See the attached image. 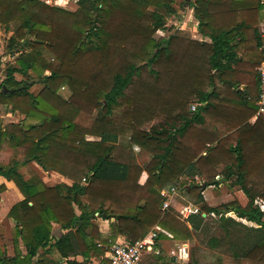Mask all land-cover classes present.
Masks as SVG:
<instances>
[{
  "label": "trees",
  "instance_id": "obj_1",
  "mask_svg": "<svg viewBox=\"0 0 264 264\" xmlns=\"http://www.w3.org/2000/svg\"><path fill=\"white\" fill-rule=\"evenodd\" d=\"M173 1L79 0L72 12L43 0H0V27L13 30L9 49L20 52L0 81V105L23 115L6 125L0 116V149L13 146L25 155L12 165L0 163V175L24 196L9 213L16 221L15 244L20 239L26 250L16 246L12 256L0 252V264H49L35 261L40 248L63 256L101 255L107 247L96 239L109 246L123 233L135 241L156 223L175 236H191L209 226L212 212L219 215L215 222L223 235L211 234L207 245H228L234 257L264 264V210L256 203L264 201V131L243 151L254 130L248 120L257 110L256 100L245 94L259 92L264 1L188 0L198 30L209 40L179 34L155 38L158 29H166L167 17L176 14ZM29 70L44 83L38 93L15 76ZM242 84L239 100L219 95L220 85L239 89ZM65 85L73 91L68 100L58 93ZM154 116L160 120L145 129ZM219 118H224L220 125ZM135 145L149 150L148 163L137 162ZM31 161L73 182L49 185L36 174L24 178L19 166ZM144 170L148 179L140 184ZM196 173L207 185L217 184L221 174L244 191L246 205L203 203L207 216L192 214L185 221L173 209L164 211L155 185ZM198 187L202 202L203 186ZM82 195H88V203ZM230 210L255 225L225 215ZM92 217L114 218L111 235L103 237ZM53 222L65 230L59 237L52 234ZM238 226L246 230L243 236L235 235ZM188 264H199L195 254Z\"/></svg>",
  "mask_w": 264,
  "mask_h": 264
},
{
  "label": "rangeland",
  "instance_id": "obj_2",
  "mask_svg": "<svg viewBox=\"0 0 264 264\" xmlns=\"http://www.w3.org/2000/svg\"><path fill=\"white\" fill-rule=\"evenodd\" d=\"M43 1L47 2L50 5L58 6L66 10H70L72 12H75L80 6L79 0H43ZM172 7L176 11V14H173L167 17L166 29H158L155 33V38H160V37L168 38L172 34H179L183 38H196V35L195 36L193 35L194 34L193 26L195 25V22L191 20V18L193 19L194 12L191 13V11L189 12L187 9L189 7V1L188 0H174L172 3ZM182 10L184 11L180 12ZM182 20H186V23L183 24V26H181ZM259 28L262 34L264 35V20L260 22ZM12 34H13V30H8L5 27H0V81L5 78L8 67L11 66V64H16L18 58L20 57V52H18L17 50L12 53L10 52L9 39L12 36ZM24 50L30 51V48L27 47ZM15 76L17 79L23 78V79L28 80L31 85L30 90H32L35 93L40 92L42 88H44V83L41 81H37V75L31 70H29V75H22L20 73H16ZM223 86L225 88H222ZM218 91H219L220 96H225V97H229V96H232L233 94L234 95L237 94V93H234L231 87L228 88V86H225V85H220L218 87ZM58 93L60 97L68 100L69 98H72L73 91L68 85H65L59 89ZM193 105H196V104L194 103L192 104V106ZM74 109H72V111H74ZM0 116L2 119L3 125H6L7 123L13 122V121L20 122L23 118V115L20 114L19 112L10 113L9 111H7L4 105H0ZM113 118L114 119L118 118V115L115 114ZM159 120H160L159 117L154 116L151 122L145 123L143 127L145 129L147 128L149 129L151 124H156ZM106 128H109V127H106ZM111 128L112 130L115 129L114 127H111ZM120 135H124V132L123 131L120 132ZM86 138L90 140H94V138H99V136L87 134ZM123 138L127 139V136L126 137L123 136ZM111 143L112 142L110 141V142H107L106 144H111ZM134 151H135V158L139 164L144 165L151 160V153L149 152L148 149L141 147L140 145H137V146H134ZM24 158H25V155L16 151V149H14L13 146H8V147L0 149V163L1 164L12 165V163L16 161H22ZM63 168L67 169L69 168V165ZM19 171L24 175V178H27V179L30 178L33 174H36L39 176L40 174L45 175V173L42 171V168L39 166V164L33 161L29 162L28 165H20ZM46 171H50L51 173V171H56V170H46ZM180 176H182V174H180ZM189 177L191 176L186 175L185 178H182V180L177 179L176 182L174 180L167 181L164 185L160 187L155 185V189L156 191L159 192V194L163 189L168 190L172 187L176 189V197H175L176 200L175 199L172 200L169 209L175 210L177 216L180 219H182L183 216H181V214L179 213L178 207H181L182 203L183 204L184 203H194L201 207L203 203L216 205V204H219L221 202H224V201H227L233 198H235L234 200H238L242 205H246L247 203L246 202L247 199L241 196L239 194L240 192L237 194L235 193L236 190H241V189H239L235 185H232L230 182L221 180L220 177H218L219 180L217 181V184H214V182H211L210 185H207L206 181H203L204 179L202 177H199V178L201 182L203 183L197 181L196 178L191 179ZM2 180L3 179L0 178V183L2 182ZM204 183H205V186L208 187L206 196H208L209 198L205 199V196L202 194L204 201L198 202L197 194L200 192V187L198 186H204L203 185ZM231 194L232 196H230ZM88 198H87V201L89 202ZM15 202L18 203L19 201H17V197L14 194V190L9 188L6 185L4 189H2L0 192V252H4L6 255L13 254L14 252L13 241L17 239L16 221L9 213L10 209L16 204ZM256 203L257 204L259 203V205L262 204L264 206L263 200L261 198H258ZM162 206H163V201H162L161 208ZM226 215L234 216L237 220H239L240 222H243L246 225H255L254 223L247 221L245 218L237 217L235 213L231 210L227 212ZM210 216L212 217H207V222L209 223V226H207L205 230L200 231V232L192 231L191 236H187L184 233L178 236L174 235L175 239H181V240L188 241V242L191 241L190 242L191 243L190 245L192 247L191 259H192V254H195L196 257L199 259V264H260L250 259L234 257L232 253L227 250L228 245H224V247L210 248L206 243V239L211 234H214V233L218 236L223 235V230L220 229V227L215 222V220L219 218L218 215L216 216L210 215ZM182 220L185 221L186 218ZM238 228L241 231H235V235L237 234L239 236H243V233H244L242 232L244 230L243 226H238ZM235 235L232 236L233 239H231L230 241L233 242V240H235ZM19 241L21 240L19 239ZM22 249L24 250V246L22 247ZM55 259L57 258L55 257Z\"/></svg>",
  "mask_w": 264,
  "mask_h": 264
},
{
  "label": "crops",
  "instance_id": "obj_3",
  "mask_svg": "<svg viewBox=\"0 0 264 264\" xmlns=\"http://www.w3.org/2000/svg\"><path fill=\"white\" fill-rule=\"evenodd\" d=\"M191 8L192 7L189 5V7L187 9L189 12L191 11V13H192V12H194V9L193 8L191 9ZM183 11L184 10H182L180 12H183ZM189 15H191V14H189ZM191 20H193L195 22V25L193 26V29H194L193 35L194 36L196 35V38H193V39L209 40L208 37H204L201 34V32L198 30V28L196 26L197 19H196L195 15H193V19L191 18ZM185 23H186V20H182L181 26H183V24H185ZM258 85H259V83H258ZM222 88H225V87L223 86ZM258 88H259V86H258ZM231 89H233L234 93H237V94H235V95L233 94L232 96H229V97L239 100L241 97L240 93H243V94L245 93L244 92L245 84H242L239 89H234V88H231ZM257 94H255V95L254 94H245V95H247L248 98L256 100ZM193 106H195V105H193ZM215 121L218 122L217 124L220 125V123L222 121L224 122V118H219V119H216ZM13 122H16V121H13ZM248 124L254 130L251 132L249 139L246 141L244 148H243V151H246L251 146H253V144H254L255 140L258 138L259 134H261L264 131V120L261 122H258V120L254 118V114L249 118ZM201 126H203V125L201 124ZM207 127H208V125H207ZM219 130H221V129H219ZM233 137H234L233 138V144L235 145L237 142L235 133H233ZM240 137H243V136H239V138ZM94 139H99V138H94ZM135 146H137V145H135ZM33 162H35V161H33ZM39 166L42 168V171L45 173V175L40 174V176L39 175L38 176L49 185H54V184L59 183V182H66L68 184H71L73 182V180L71 178L63 175L60 172L51 171V173H50V171H46L47 169H44L41 165H39ZM185 177H186V175L182 174V176H179L177 179L182 180V178H185ZM196 177H201V176L199 175V173H196L193 178L195 179ZM218 177H220L221 180L226 181V179L222 175L220 176V174H217V176H216L217 181L219 180ZM0 178L3 179L0 184H4L5 186L7 185L9 188L14 190V194L17 197V201H20L23 199V197H24L23 194L20 192V190L18 189V187L15 185V183L13 181L8 180L7 178H5L2 175H0ZM189 178L192 179V176ZM147 179H148V173H147V171L144 170V171H142L138 181L140 184H144ZM201 183H203V182H201ZM207 189H208V187L203 186V190L201 191V193L205 196V199L209 198L208 196H206ZM241 190H236L235 193L237 194L240 192L239 194L248 200L244 191L243 190L241 191ZM87 196L88 195H82L81 196V200L83 203H88V201H87L88 197ZM230 196H232V194ZM84 197H85V199H84ZM175 197H176V195L174 196L173 200L174 199L176 200ZM234 199L235 198L224 201V202H229V201H232ZM224 202H221V203H224ZM221 203L216 204V205H212V204H209V205L210 206H217V205H220ZM184 204H187V203H184ZM192 204H194V203H192ZM182 205H183V203L181 204V206ZM180 208L181 207H178V209H180ZM76 212L79 214L81 212V210L78 207H76ZM203 216H207V214L203 215ZM218 217H219V215H218ZM182 219H184V217ZM90 220H91V222L95 223L99 227V231L101 232L103 237H108L113 232V230L111 228V223L114 222V220H115L114 218L108 219V218H102V217H92ZM188 225H189L190 229H192L190 224H188ZM153 229H156L158 231V238L156 241V248H157L158 252H154V253L146 252V253H144L143 260H142L143 264H188L190 262L191 250H192V247L190 245L191 241L188 242V241H184L181 239H175L174 235L168 229L162 228L157 223L154 224L143 237H140L138 239L146 237L149 234V232ZM64 231L65 230H63L60 223H57V222L52 223V234L54 235V237L61 236ZM123 240H129L130 241V238L123 233H117L115 235V238L113 239L112 243H114L115 241H123ZM15 241L16 240L13 241L14 252H13V254H9V255L12 256L15 254L16 246L18 249H20L21 251H23L25 253L26 250H25V246H24L23 242L19 241L18 244H15ZM86 241L88 243H90V236L86 237ZM96 241H97L98 245H101V246L104 245L105 247H107L104 254L96 255V254H93V252L91 251L88 256H84L82 254L63 256L56 249H52L51 251L47 252L45 250L46 248H40L39 254L35 258V261H37L40 258L43 260V262L49 263V264H55V263H57V264H81V263L82 264H110L109 249H110V246L112 243H110L109 246H106L101 240L96 239ZM23 246H24V250L22 249ZM55 257L57 259H55Z\"/></svg>",
  "mask_w": 264,
  "mask_h": 264
},
{
  "label": "built area",
  "instance_id": "obj_4",
  "mask_svg": "<svg viewBox=\"0 0 264 264\" xmlns=\"http://www.w3.org/2000/svg\"><path fill=\"white\" fill-rule=\"evenodd\" d=\"M258 76H259V92L256 96V104L257 110L254 113V118L258 119L261 116H264V60L258 67ZM194 109L195 106H192ZM93 172H89L88 175H84L82 177V182L85 183L88 181V177L92 175ZM196 179L201 182L199 177ZM163 198V206L162 209L167 210L171 202L176 195V189L174 187L166 190L163 189L160 192ZM264 203V202H263ZM261 208L264 210V206L262 204ZM232 211V210H231ZM179 213L184 218L192 215V214H202L206 215V212H203L201 207L197 204L187 203L183 204L179 209ZM210 215L216 216L217 214L212 212ZM226 215V214H225ZM158 238V231L153 229L149 232V234L141 239H137L135 241L123 240V241H115L111 244L109 249V259L110 264H143V255L146 252L154 253L158 252L156 248V241Z\"/></svg>",
  "mask_w": 264,
  "mask_h": 264
},
{
  "label": "water",
  "instance_id": "obj_5",
  "mask_svg": "<svg viewBox=\"0 0 264 264\" xmlns=\"http://www.w3.org/2000/svg\"><path fill=\"white\" fill-rule=\"evenodd\" d=\"M205 186V183L203 184ZM88 239V238H87Z\"/></svg>",
  "mask_w": 264,
  "mask_h": 264
}]
</instances>
